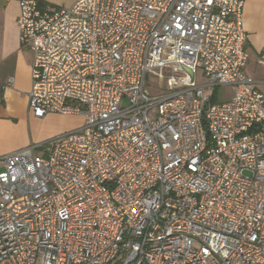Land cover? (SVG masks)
<instances>
[{
  "label": "built area",
  "instance_id": "1",
  "mask_svg": "<svg viewBox=\"0 0 264 264\" xmlns=\"http://www.w3.org/2000/svg\"><path fill=\"white\" fill-rule=\"evenodd\" d=\"M17 2L30 111L83 122L0 156V264H264L245 0Z\"/></svg>",
  "mask_w": 264,
  "mask_h": 264
},
{
  "label": "crops",
  "instance_id": "2",
  "mask_svg": "<svg viewBox=\"0 0 264 264\" xmlns=\"http://www.w3.org/2000/svg\"><path fill=\"white\" fill-rule=\"evenodd\" d=\"M75 1L42 0L44 4L53 7H70ZM18 14L17 0H0V83L4 84L12 77L11 86L4 88L0 94V156L28 146L27 141L17 136L19 125L27 118L44 120L56 114L36 117L30 111L28 93L31 88L32 53L19 42L16 24ZM242 19L248 54L245 72L256 81L257 88L264 92V0H245ZM82 122L67 130L56 128L49 137L53 139L78 128ZM2 167L1 163L0 169Z\"/></svg>",
  "mask_w": 264,
  "mask_h": 264
},
{
  "label": "rangeland",
  "instance_id": "3",
  "mask_svg": "<svg viewBox=\"0 0 264 264\" xmlns=\"http://www.w3.org/2000/svg\"><path fill=\"white\" fill-rule=\"evenodd\" d=\"M207 81L202 76L201 70H197L196 82L198 84H204ZM146 85L149 90L154 93L160 92L165 86V81H157L155 77L147 75ZM159 90V91H158ZM213 91L212 89H205V92ZM219 100H226L231 95L230 87H220L218 90ZM82 122V116L79 114H60L56 113L49 119L38 120L35 118H27L23 124H20L17 129V136L20 140L27 141V145L36 144L40 146L52 144L50 134L56 129L67 130L71 127L78 126ZM50 140H49V139ZM1 164V162H0ZM8 264V263H4Z\"/></svg>",
  "mask_w": 264,
  "mask_h": 264
},
{
  "label": "trees",
  "instance_id": "4",
  "mask_svg": "<svg viewBox=\"0 0 264 264\" xmlns=\"http://www.w3.org/2000/svg\"><path fill=\"white\" fill-rule=\"evenodd\" d=\"M212 101H215V98H212Z\"/></svg>",
  "mask_w": 264,
  "mask_h": 264
}]
</instances>
